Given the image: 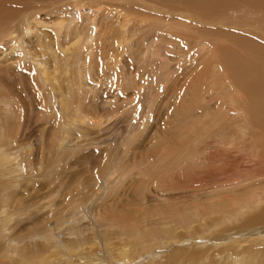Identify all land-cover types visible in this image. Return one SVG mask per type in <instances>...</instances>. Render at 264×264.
I'll return each instance as SVG.
<instances>
[{
	"label": "rangeland",
	"instance_id": "374dc122",
	"mask_svg": "<svg viewBox=\"0 0 264 264\" xmlns=\"http://www.w3.org/2000/svg\"><path fill=\"white\" fill-rule=\"evenodd\" d=\"M71 1L0 0V264H262L264 130L226 61L260 14Z\"/></svg>",
	"mask_w": 264,
	"mask_h": 264
},
{
	"label": "bare ground",
	"instance_id": "6f19581e",
	"mask_svg": "<svg viewBox=\"0 0 264 264\" xmlns=\"http://www.w3.org/2000/svg\"><path fill=\"white\" fill-rule=\"evenodd\" d=\"M75 1L77 3L83 2V0H72L71 3L77 5ZM163 1H165L167 3L169 9L171 8L174 13L176 12V13H179L180 15H182L183 17H181V16H178V17L183 19L184 22L185 21L189 22L190 20L192 21V19H194V20L196 19L199 22H202L203 24L206 23V21H207L206 19L209 15V12L211 11V8H219L223 12L231 10L235 14L240 13L239 18H240V16H245L246 15L245 12H249V13L251 12V14L253 12L254 14L256 13V15L257 14L261 15V16L260 15L257 16V18L255 16L254 20H256V21L250 22V23H247L246 18H240L244 22L243 26H252V25L256 24V29L258 30V32L255 33V35H251L253 37H250V35L249 36L244 35L243 33L238 34V35H233L232 39H234L244 49L234 51V52L232 50L233 56H231L229 54L228 57L231 56L229 59L230 61L229 60H226V61L230 62L229 65L231 64V66L234 67V70L239 74L238 77L246 80V82H247L246 91L248 92L250 99H251L250 101L252 102V106H250L251 107L250 109H251L252 113L255 115L254 123H255L257 128L262 127V129L264 130V0H163ZM232 1H233V3H232ZM6 9L0 11V28H1L0 33H4V35H7V36H13V34H14L13 27L15 25H13L12 23L18 19V16L20 14H22L23 11L20 12V11H15V10H6ZM253 10H255V11H253ZM26 11H28V10H24V12H26ZM29 12H27V14ZM161 12L163 13V11H161ZM242 13H244V15ZM254 14H252V15H254ZM130 18H132V17H130ZM17 28L18 27L15 26V30H18ZM29 32H30V29L28 30V33ZM28 33H25V34H28ZM1 37H3V36H1ZM75 44L78 45L79 40ZM14 45H16V44H14ZM204 45H202V48ZM222 47H223V45H222ZM222 47L220 46L219 48L222 49ZM219 48H217V51ZM229 50H230V48L228 49V51ZM236 50H237V48H236ZM219 51H220V49H219ZM221 54H223V53L221 52ZM228 68L229 67H227L226 69L228 70ZM90 91H92V88H90ZM240 93H242V91ZM247 124H249V122ZM251 124H252V122H251ZM242 133H244V131ZM257 135H258L257 141L259 143L258 142H257L258 144L256 143L257 144L256 147H258V145H259L262 149L261 151H264V132L262 131L260 133H257ZM2 145H7V142H2ZM257 152H258V150H257ZM258 154L261 156V158L264 159V152H262V153L258 152ZM5 160H6V158H4L0 155V166H2L4 164ZM253 187H254V184H253ZM248 188H252V187L248 186ZM7 196H9L8 193L1 194V200H2V198H5ZM257 203H259V200L257 201ZM248 205L246 207H248ZM240 209H241V207L239 206L238 209L235 210V212H239ZM3 212H4L3 210L0 211V215H5ZM235 212H233L234 215H235ZM254 218H255V220H257L261 223H262V221H264V207L262 208V210H260V213L258 215H255ZM6 222H8V221H5V223ZM191 229H192V227L189 230L191 231ZM193 231H194L193 233H196L194 229H193ZM259 242L264 243V240L259 239ZM130 247H132V245L127 246V244H124L120 248L121 250L118 251L120 259L123 260L124 263L131 261L130 259H131L132 251H130ZM76 252H78V251H76ZM244 252H245V249H242L239 252V254H244ZM255 255H258L259 257L264 255V246L261 249L256 250ZM42 257H44V255ZM125 258H127V259L125 260ZM21 261L23 262V264H30V259L26 256L21 257ZM166 263L172 264L169 260ZM72 264H74V263H72ZM75 264H77V263H75ZM82 264H99V263H95V260L92 259V260H85L82 262ZM246 264H257V263L255 261H252V259H251ZM262 264H264V262Z\"/></svg>",
	"mask_w": 264,
	"mask_h": 264
}]
</instances>
